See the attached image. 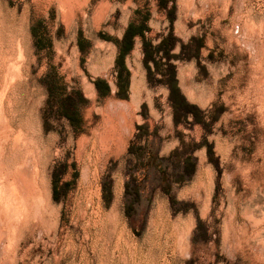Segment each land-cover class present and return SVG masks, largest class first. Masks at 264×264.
<instances>
[{"label": "rangeland", "instance_id": "obj_1", "mask_svg": "<svg viewBox=\"0 0 264 264\" xmlns=\"http://www.w3.org/2000/svg\"><path fill=\"white\" fill-rule=\"evenodd\" d=\"M175 1V35L199 48L175 62L178 86L204 125L173 126L139 40L128 88L117 77L137 9L149 38L167 32L156 0H0V264H264V0ZM49 72L83 94L81 131L47 108ZM154 132L163 156L180 137L202 146L172 201L135 157Z\"/></svg>", "mask_w": 264, "mask_h": 264}, {"label": "trees", "instance_id": "obj_2", "mask_svg": "<svg viewBox=\"0 0 264 264\" xmlns=\"http://www.w3.org/2000/svg\"><path fill=\"white\" fill-rule=\"evenodd\" d=\"M156 2L158 10L165 14L169 22L167 32L158 34L155 38H149L147 33L151 32L149 26L150 13L137 9L122 37L114 39L118 51L115 61V68L118 72L117 77L121 79L124 76L125 87L127 86L128 88L130 74L126 68L125 59L133 50L137 40H139L142 52V64L146 71L147 83L149 86L161 85L168 91V103L172 110L173 126L178 127L180 124L185 126L187 124L204 125L201 117H198L196 114H193L191 122L187 120L191 113L190 109H197V107L190 104L181 93L178 86L177 65L175 63L176 61H191L193 58H197L199 48L192 47V43L195 40L194 37L185 43L175 35L173 24L176 19V1L156 0ZM177 49L178 52L175 53ZM45 82L48 93L46 100L47 108L55 110L57 116L64 117L70 121L76 132L81 131L77 125L81 121L78 108L84 100L81 91L72 89L67 93L66 86L61 84V78H57L55 74H51L50 72L46 74ZM95 86L101 95H106L110 91L108 83L104 80H96ZM127 88L122 87V92H125ZM56 91L67 94L64 96L62 94L57 99L52 94L56 93ZM199 112L203 113L202 111ZM153 136V141H147L146 146L140 147V151L135 153V157L140 165L147 168L148 177L151 178V181L155 183L156 187L169 195L172 201L173 197L170 192L172 183H181L192 178L197 167V160L192 155L195 150L202 146L200 144L196 145L195 143L186 144L183 138L180 137L179 145L171 150L168 156H163L160 155V142L162 139L155 132ZM208 152H211L210 148ZM128 183L125 185V196L128 193ZM139 189H136L135 199H133L134 203L137 202ZM131 206L126 204V214H128V209Z\"/></svg>", "mask_w": 264, "mask_h": 264}, {"label": "bare ground", "instance_id": "obj_3", "mask_svg": "<svg viewBox=\"0 0 264 264\" xmlns=\"http://www.w3.org/2000/svg\"><path fill=\"white\" fill-rule=\"evenodd\" d=\"M8 52H9V51H8ZM8 68H9V67H8ZM8 78H9V77H8ZM10 78H11V77H10ZM132 86H133L132 88H134V82H133V85H132ZM0 125H1V124H0ZM23 147L26 148L25 145H23ZM26 149H27V148H26ZM2 151H3V150H2ZM28 151H29V150H28ZM28 151H26V152H28ZM4 153H5V152H4ZM26 155H27V154H26ZM30 158H31V157H30ZM26 160H27V159H26ZM24 162H25V161H24ZM26 162H27V161H26ZM19 163H20V162H19ZM17 165H18V164H17ZM20 165H21V164H20ZM27 165H29V162H28ZM21 166H22V165H21ZM25 166H26V165H25ZM23 167H24V165H23ZM26 167H27V166H26ZM26 167H24V168H26ZM29 167H30V166H29ZM29 167H27L26 170L29 169ZM19 170L22 171L23 169H22V170L19 169ZM15 172H16V171H15ZM22 172H23V171H22ZM27 172H29V170H28ZM16 173H17V172H16ZM19 173H20V172H19ZM25 173H26V171H25ZM23 174H24V173H23ZM25 175H26V174H25ZM16 176H17V175H16ZM26 177H27V175H26ZM29 177H30V176H29ZM17 178H19V177L17 176ZM21 178H22V177H21ZM17 180H18V179H17ZM19 180H20V179H19ZM22 180H23V186H24V187H26L28 183H29L28 185H30V182L28 181L29 178L26 179L25 177H23ZM34 180H35V179H34ZM14 181H15V179H14ZM19 182H20V181H19ZM20 183H21V182H20ZM21 184H22V183H21ZM21 184H20V185H21ZM12 185H13V183H12ZM20 185H19V186H20ZM16 186H17V185H16ZM24 187H22V188H24ZM20 188H21V187H20ZM17 189H18V188H17ZM26 190H27V189H26ZM2 191H3V190H2ZM14 191H15V189H14ZM17 191H18V190H17ZM21 191L24 192L23 189H21ZM22 192H20V190H19V193H22ZM16 193H17V192H16ZM16 193H15V194H16ZM13 194H14V193H13ZM24 194H25V193H23V195H24ZM7 195H8V194H7ZM19 195L21 196V194H19ZM19 195H18V196L16 195V196H17L18 198H20ZM29 195H30V194H29ZM16 196H15L14 198H16ZM27 196H28V195H27ZM32 197H33V196H32ZM36 197H37V196H36ZM18 198H17V201H18ZM21 198H22V197H21ZM21 198H20V199H21ZM23 198H24V197H23ZM23 198H22V199H23ZM10 199H11V198H10ZM22 199H21L20 202H23V204L21 203V204H22V207H23V205H24V201H27V200H26L27 198H26L24 201H22ZM2 200H3V199H2ZM33 200H34V199H33ZM44 200H45V199H44ZM17 201H16V203L19 202V201H18V202H17ZM14 202H15V201H14ZM28 202H29V200H28ZM28 202H27V203H28ZM42 202H43V201H42ZM16 203H15V205H16ZM21 204L19 205V203H18V206H20V208H21ZM25 204H26V202H25ZM4 205H5V204H4ZM15 205H14V207H15ZM18 206L16 205V208H17ZM28 206H29V205H28ZM3 207L6 208V206H3ZM24 207H25V205H24ZM6 209H7V208H6ZM17 209H18V208H17ZM17 209H16V210H17ZM24 209H25V208H24ZM18 211H19L20 213H22L21 210H18ZM7 213H8V210H7ZM15 213H16V212H15ZM15 213H14V214H15ZM23 213H24V212H23ZM0 214H2V213H0ZM4 214H6L5 211H4ZM16 214H17V213H16ZM26 214H27V213H26ZM13 216L15 217V215H13ZM26 217H27V215H26ZM28 217H29V215H28ZM21 218H22V217H21ZM12 219H13V217H12ZM15 219H16V220H15ZM24 219H25V218H24ZM12 221H13V222H12V225H13L14 230H17L16 228L18 227V225L21 224V221H22V220H21L20 218H18V217H17V218L15 217L14 220H12ZM24 221L26 222V219H25ZM18 228L20 229V227H18ZM9 229H10V228H9ZM11 229H12V228H11ZM1 239H2V238H1ZM1 245H2V244H1ZM3 245H4V244H3ZM3 258H4V257H3Z\"/></svg>", "mask_w": 264, "mask_h": 264}]
</instances>
